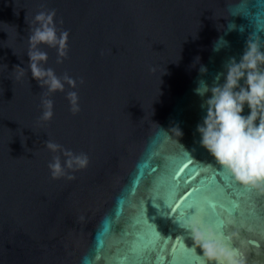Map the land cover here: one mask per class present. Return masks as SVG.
Listing matches in <instances>:
<instances>
[{"label":"water","instance_id":"water-1","mask_svg":"<svg viewBox=\"0 0 264 264\" xmlns=\"http://www.w3.org/2000/svg\"><path fill=\"white\" fill-rule=\"evenodd\" d=\"M224 7V0H0V264H201L181 226L193 216L190 205L205 223L231 221L227 231L260 241L248 259L264 264V193L238 183L196 131L206 114L198 80L212 85L253 32L264 44V31L233 17L244 30L227 33L229 46L213 52ZM51 11L58 34L68 33L66 55L58 62L57 49L41 43V67L76 84L49 93L32 77L28 51L36 15ZM69 91L78 94L76 112ZM42 99L53 102L46 121ZM49 141L87 154L88 165L72 179L53 178L49 163L66 157Z\"/></svg>","mask_w":264,"mask_h":264},{"label":"clouds","instance_id":"clouds-1","mask_svg":"<svg viewBox=\"0 0 264 264\" xmlns=\"http://www.w3.org/2000/svg\"><path fill=\"white\" fill-rule=\"evenodd\" d=\"M223 17L227 23L217 25L220 35L212 45L213 52L229 46L225 39L227 33L239 29L233 17L247 18L254 29L264 31V0H224ZM55 12L38 13L35 17L37 26L29 37L28 51L29 69L32 77L41 86H46L49 93L64 91L65 84L75 87V80L65 75H56L51 68L41 67V62L47 61V53L39 49L41 43L54 47L59 58L66 55L67 32L58 34L54 22ZM255 32L249 35L246 47L239 60L229 59L225 65V72L214 77L212 85L204 79L197 82L194 92L204 98L202 108L206 114L202 122L197 124L199 145L215 158L234 179L247 187L264 193V44L256 37ZM197 56L194 64L199 63ZM198 72L203 76L208 72L204 64H200ZM23 72L17 73V79ZM223 76V83H220ZM211 93V95H208ZM67 99L71 110H79L78 94L67 92ZM44 111L42 119L48 120L52 116V100L42 99ZM245 107L248 112L245 114ZM177 132L183 135L177 126ZM47 148L52 152L62 151L66 157L61 162L59 156H54L49 163L53 178L67 175L72 179V172L85 168L89 163L87 154H76L52 141L47 142ZM71 170V171H66ZM231 221H220L216 225H209L193 215L182 222V227L190 230L194 244L202 252L201 264H249V245L260 246V241L246 240L238 230L227 231V224Z\"/></svg>","mask_w":264,"mask_h":264},{"label":"snow or ice","instance_id":"snow-or-ice-1","mask_svg":"<svg viewBox=\"0 0 264 264\" xmlns=\"http://www.w3.org/2000/svg\"><path fill=\"white\" fill-rule=\"evenodd\" d=\"M189 163H191V161H189ZM185 167H187V165L185 166ZM170 195V192L168 193V194H166L163 198H162V200L164 201V203L167 205V203H168V196ZM171 209V211H175V209H172V208H170ZM189 209H194V211L193 212H191V213H189V215H194L195 214V212L197 211V209H196V206H193V205H190L189 206ZM184 219V217H183V215L181 216V220H180V222L182 221ZM181 225H182V222H181Z\"/></svg>","mask_w":264,"mask_h":264}]
</instances>
